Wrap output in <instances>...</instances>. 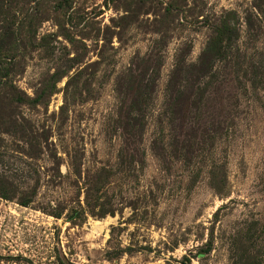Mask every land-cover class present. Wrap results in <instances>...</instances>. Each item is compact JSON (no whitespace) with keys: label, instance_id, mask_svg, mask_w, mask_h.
Here are the masks:
<instances>
[{"label":"rangeland","instance_id":"1","mask_svg":"<svg viewBox=\"0 0 264 264\" xmlns=\"http://www.w3.org/2000/svg\"><path fill=\"white\" fill-rule=\"evenodd\" d=\"M0 264H264V0H0Z\"/></svg>","mask_w":264,"mask_h":264},{"label":"trees","instance_id":"2","mask_svg":"<svg viewBox=\"0 0 264 264\" xmlns=\"http://www.w3.org/2000/svg\"><path fill=\"white\" fill-rule=\"evenodd\" d=\"M205 53L206 54L201 55L199 61L200 64L196 66V68H189V66L185 63L183 53H180V55L176 59V63L169 77L167 83L166 105L169 108V125L173 138H177V136H180L182 134L187 138L192 137V128L193 125L196 124V120L193 116H191V119L186 121V123H188L190 131L181 133V107L183 104H185V102H187L190 94H196V96H198L200 89L198 82L201 76L206 75V73L209 71V58L207 56L208 53ZM182 82L183 84H185V82H188V84L184 86ZM181 86H184L183 90H180ZM151 91V87H147L143 91L138 92V94L134 98H132L131 104L136 103L137 101L145 102V100L149 99ZM194 98L189 100V103L192 106ZM142 120L143 111L141 110V107L135 106V111L133 114H131V112H129L128 110L124 118V123L122 125V130L125 133V145H130V139L134 137L135 134H140L141 130L143 129Z\"/></svg>","mask_w":264,"mask_h":264}]
</instances>
